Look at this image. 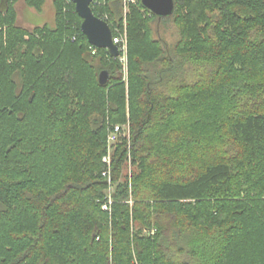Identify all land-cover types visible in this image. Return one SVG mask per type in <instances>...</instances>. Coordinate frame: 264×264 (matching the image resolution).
<instances>
[{
  "label": "trees",
  "instance_id": "obj_1",
  "mask_svg": "<svg viewBox=\"0 0 264 264\" xmlns=\"http://www.w3.org/2000/svg\"><path fill=\"white\" fill-rule=\"evenodd\" d=\"M18 1L0 0V264H264V0H174L173 47L139 0L127 81L69 0L33 29ZM113 124L131 136L105 211Z\"/></svg>",
  "mask_w": 264,
  "mask_h": 264
},
{
  "label": "built area",
  "instance_id": "obj_2",
  "mask_svg": "<svg viewBox=\"0 0 264 264\" xmlns=\"http://www.w3.org/2000/svg\"><path fill=\"white\" fill-rule=\"evenodd\" d=\"M69 2L72 3L71 0ZM139 0H94L91 4L92 10L95 9L102 21L106 22L112 29L113 33V42L119 48L120 56L118 59L121 63L127 64L128 62V35H127V23L126 19L128 13L132 6H137ZM119 6L121 10V14L123 19L121 23L115 20L116 10L114 11L115 7ZM96 16V15H95ZM76 40L75 38H73ZM91 51L93 55H96L97 48L91 46ZM130 125L125 124H113L110 126L109 133L107 136V153L103 157V163L106 165V169L103 172V176L108 180L109 190L107 201L103 205V210L110 211V206L112 205V193L114 191V187L112 185V161L113 155L116 150V146L118 142L122 139L127 137L128 140L130 139ZM144 233L153 235L155 231L144 230ZM134 264H139L138 261L135 259Z\"/></svg>",
  "mask_w": 264,
  "mask_h": 264
},
{
  "label": "water",
  "instance_id": "obj_3",
  "mask_svg": "<svg viewBox=\"0 0 264 264\" xmlns=\"http://www.w3.org/2000/svg\"><path fill=\"white\" fill-rule=\"evenodd\" d=\"M75 5L76 13L82 19L81 30L88 43L98 49L107 50L111 56H120L119 48L113 42L111 27L95 16L91 4L94 0H71ZM142 5L159 18L171 17L174 13V0H141ZM110 73L103 70L99 74V83L104 86L108 83Z\"/></svg>",
  "mask_w": 264,
  "mask_h": 264
},
{
  "label": "rangeland",
  "instance_id": "obj_4",
  "mask_svg": "<svg viewBox=\"0 0 264 264\" xmlns=\"http://www.w3.org/2000/svg\"><path fill=\"white\" fill-rule=\"evenodd\" d=\"M18 13V23L22 27L26 29H33L36 26L49 25L50 27H54L55 25V9L52 3V0H47L42 11H37L32 7L26 4V0H19L15 5ZM166 20H169L168 18ZM127 23V21H126ZM127 25V24H126ZM153 28L155 30L156 38L161 39L168 46L173 47L179 40V31L178 28L174 25L172 21H165V18L161 22H157L153 24ZM128 30L127 28H125ZM91 55L92 54L91 51ZM121 74L124 76V81H127L128 77V69H129V61L126 65L121 63ZM127 83V82H126ZM131 168L129 167V171ZM131 203V201H130Z\"/></svg>",
  "mask_w": 264,
  "mask_h": 264
}]
</instances>
